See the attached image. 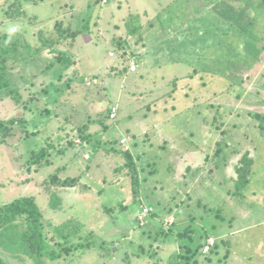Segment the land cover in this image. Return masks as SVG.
<instances>
[{"label": "rangeland", "instance_id": "rangeland-1", "mask_svg": "<svg viewBox=\"0 0 264 264\" xmlns=\"http://www.w3.org/2000/svg\"><path fill=\"white\" fill-rule=\"evenodd\" d=\"M22 9L35 21H7L0 11V35L35 46L33 32L56 37L58 22L81 31L58 45L71 54L69 65L44 71L55 54L40 53L9 68L10 87L0 91V207L34 196L49 238L46 186L57 190L50 176H76L82 185L54 215L77 233L74 247L42 261L166 264L182 243L196 252L189 264H264V120L254 117L264 116V0H113L100 7L94 0H39ZM127 23L136 32L123 30L124 45L102 40L98 25L105 33L116 25L121 36ZM53 116L57 127L48 120L37 128ZM46 146L50 165H32ZM124 149L136 165L135 189ZM219 149L237 155L225 164ZM245 153L252 172L238 195L234 167ZM72 159L79 167L73 160L65 170ZM206 236L221 244L203 254ZM84 238L95 247L82 249ZM0 260L34 264L1 251Z\"/></svg>", "mask_w": 264, "mask_h": 264}, {"label": "trees", "instance_id": "trees-1", "mask_svg": "<svg viewBox=\"0 0 264 264\" xmlns=\"http://www.w3.org/2000/svg\"><path fill=\"white\" fill-rule=\"evenodd\" d=\"M38 1L39 0H7V9L4 11L0 9V11H3L4 17L7 21L18 20L28 16L22 9L24 5H36ZM94 3L99 7L103 6L101 0H94ZM27 18L31 23L36 19L34 16H28ZM53 31L56 33V37H51L49 33L46 34L47 32L44 30L33 32L38 39V44L35 46L30 45L29 42L21 36H11L6 33L0 35V91L10 87L6 78V71H8L9 68L33 60L40 53L47 52L48 54H55L53 61L45 66L44 71L57 63L69 65L70 61H72L71 54L59 49L58 45L63 44L69 39H74L81 33V31H72L69 26L65 28L61 22H58L54 26ZM120 43H123L122 45H124V40L120 41ZM80 80H84V77ZM8 92L12 93V90H9ZM254 117L258 118L260 122L264 120V116L256 115ZM1 130L2 129H0V131ZM3 130L5 131V129ZM88 136L84 137L88 139ZM49 147L51 146L43 147L35 154L31 161L32 165L43 167L50 164L49 160L46 159L48 151H50L48 150ZM101 149L105 152H109L106 146ZM232 152L224 154V151L222 152V149H219V152H217L218 154L216 155L219 156L221 154V160L226 164L234 154L237 155V152ZM231 153L232 156H230ZM120 154L124 158V168H129V173L132 178V186L135 189L137 183V169L135 162L131 157L130 152L125 149L122 150ZM228 156H230V159ZM42 158L43 160L46 159V161L41 162ZM252 165L253 159L248 153L243 154L237 159L234 167L235 177L234 180H232L236 194L242 195V192L249 185ZM50 179H54L52 181L54 186L58 185L62 187L65 185L73 186L78 182V179L75 178L60 180L56 179L55 176H50ZM51 196L52 206L55 208L56 205H58L56 202L57 197L55 194H52ZM118 206L120 207L122 204L119 203ZM105 210L108 212L112 211L113 208H105ZM218 210L216 209V212ZM68 228L67 223L58 227L51 226V229H49L51 236L48 238L44 233V226L42 224L40 212L35 203L27 198L16 199L9 204L0 207V250L4 251L12 258L20 259L23 256L30 259L34 264H45V262L42 261L43 259L54 261L65 254V251H70V249L74 247L73 239L77 236V233H71L70 230L68 231ZM179 237L183 238L185 236L184 234L179 233ZM86 238H84V242L87 240ZM208 238L206 236L204 239L207 240ZM205 240L199 245L200 253H202V247L204 246ZM48 241L52 244V249L48 247ZM220 244L221 241L218 242L217 240H214L212 248H217ZM225 244L227 246L229 242L227 241ZM94 247L95 244L92 243L91 240H87L82 249L86 250ZM189 254L192 255L187 257ZM194 256H196V252H191L188 246H185L184 250L182 249L181 252L176 253L166 264H189ZM0 264L6 263L0 260Z\"/></svg>", "mask_w": 264, "mask_h": 264}, {"label": "crops", "instance_id": "crops-1", "mask_svg": "<svg viewBox=\"0 0 264 264\" xmlns=\"http://www.w3.org/2000/svg\"><path fill=\"white\" fill-rule=\"evenodd\" d=\"M99 27H98V29L99 30H101V31H103L102 32V40L104 39V42L106 43V41H107V39L108 38H113V37H115V38H118V40H117V42H120V40L119 39H121V37H123V30H126V32L128 31V33L129 34H132L133 32H136V29H134L133 30V27H135V26H133V25H131V24H129V23H127V25L124 27V29H122V35L121 36H119V35H117L116 34V31H118V30H120L119 29V27L118 26H116V25H113V27L115 28V29H113V31H111V32H109V33H105L104 31H106V29H103L102 27H100V25H98ZM122 39H124V38H122ZM122 41V40H121ZM109 55L110 56H112L113 54H111V52L109 53ZM145 55V54H144ZM41 107H43V106H41ZM43 115V114H42ZM43 116H49V115H43ZM54 118H52L51 117V119H48L47 118V120H45L44 118H42L41 119V121L36 125V126H38L37 128H39V124L40 123H43L44 121L46 122V121H48V120H51V122L53 121V122H55L56 124H55V127H57L58 126V124H57V122H56V117L55 116H53ZM30 118H32L30 121H29V123H31L32 122V120H33V117L31 116ZM37 118H39V116L37 117ZM44 122V123H45ZM57 129V128H56ZM56 129H54L53 130V133L55 134V132H56ZM52 133V134H53ZM47 139L46 140H49L48 139V136L46 137ZM45 140V141H46ZM126 151H128V150H126ZM129 152V151H128ZM67 152H62V153H59V154H61L60 156H65V154H66ZM73 158H77V156L75 157H73ZM73 160H74V167H73V169L75 168V167H79V166H76V164H75V159H72L71 161H69V163L68 164H66V165H64L63 166V168L65 169V168H67V167H69L70 165H71V163L73 162ZM48 165H50V164H48ZM48 165H46V166H48ZM41 170V169H40ZM66 170V169H65ZM74 171V170H73ZM60 171H58V169H57V173H59ZM62 178H60V180H64V179H66V178H68V179H74L75 177L74 176H61ZM59 179V178H58ZM79 181H80V179H78V182L75 184V185H73V186H68V185H65L64 187H62V186H53V188L54 189H56L57 188V190H53V193L52 192H50L51 191V189H50V185H47L46 186V193H48V194H50V195H52V194H55V196L57 197L56 198V202L58 203V205H56V207L54 208L53 206H52V196H51V200H49V203H48V210L50 211V215H51V217H53V219H52V221L53 222H50V223H48V227L51 229V226H56V227H58V226H61V225H64L65 223H63V218H62V216H60V217H58V216H54L55 214H57L56 213V211L57 212H59V211H61L62 209H64V204H65V202H71V201H74V200H76L77 198H78V196L80 195L79 193H80V190H81V188H80V186H82L80 183H79ZM47 190H49V191H47ZM23 198H25V197H23ZM30 198H32L33 200V202L35 203V205L37 206V208L39 207L38 205H37V200L35 199V197L33 196V197H30ZM4 206V205H3ZM71 208V206L70 205H67V209L69 210ZM38 210H39V212H40V209L38 208ZM52 211V212H51ZM60 215H61V213H60ZM54 217H57V218H55L56 220H58V219H60L61 221H62V224L61 223H56V220L54 219ZM47 227V226H46ZM50 231V230H49ZM132 234H134V231H133V233ZM177 242V241H176ZM186 246V244H182V243H178V245H177V250L178 251H176L175 252V254L176 253H179V252H181V250L183 249L184 250V247ZM166 249H168V250H170L169 248H166ZM1 251V250H0ZM1 252H4V251H1ZM5 253V252H4ZM73 255V254H72ZM10 256V255H9ZM11 259H15V258H12L11 257ZM27 260L28 258H26V257H21L20 259H18V260ZM114 258L112 257V260H113ZM16 260H17V258H16ZM47 260V259H46ZM115 260V259H114ZM6 262H8V261H6ZM49 262H53V261H49ZM10 264V263H9ZM45 264H46V262H45Z\"/></svg>", "mask_w": 264, "mask_h": 264}, {"label": "built area", "instance_id": "built-area-1", "mask_svg": "<svg viewBox=\"0 0 264 264\" xmlns=\"http://www.w3.org/2000/svg\"><path fill=\"white\" fill-rule=\"evenodd\" d=\"M112 0H101V4L102 5H106V4H109ZM137 64V62L135 63V61L132 59L131 62H130V67L129 69L131 70H134L135 68V65ZM115 114H116V110L115 109H112V114H111V119H114L115 118ZM126 140L125 139H122L120 140V144L124 145L126 144ZM125 150H128V149H125ZM144 213H147V211H144ZM145 214H143L142 216L139 217V220L143 219ZM174 220H170V222H165V224H167L168 226L171 225V223L173 222ZM214 245V239L212 238H208L204 247L202 248V253L203 254H207L210 249L212 248V246Z\"/></svg>", "mask_w": 264, "mask_h": 264}, {"label": "clouds", "instance_id": "clouds-1", "mask_svg": "<svg viewBox=\"0 0 264 264\" xmlns=\"http://www.w3.org/2000/svg\"><path fill=\"white\" fill-rule=\"evenodd\" d=\"M112 1H113V0H112ZM112 1H111V2H112ZM106 5H108V4H106Z\"/></svg>", "mask_w": 264, "mask_h": 264}]
</instances>
